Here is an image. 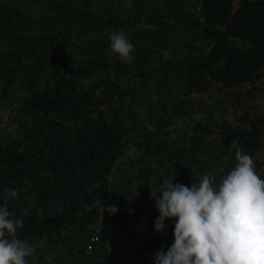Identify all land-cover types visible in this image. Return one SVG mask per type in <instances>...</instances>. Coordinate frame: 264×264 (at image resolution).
I'll list each match as a JSON object with an SVG mask.
<instances>
[{
	"label": "trees",
	"instance_id": "16d2710c",
	"mask_svg": "<svg viewBox=\"0 0 264 264\" xmlns=\"http://www.w3.org/2000/svg\"><path fill=\"white\" fill-rule=\"evenodd\" d=\"M171 1L130 0L127 7L123 0H0V97L19 91L14 101L24 122L0 136V206L8 189L18 192L7 207L23 218L16 235L35 249L27 264H97L87 256L76 263L67 254L102 205L123 199L132 186L137 199L159 189L183 165V155L226 153L228 169L237 163L231 141L250 156L263 148L264 117L243 113L233 124L206 116L181 128L170 124L185 105L181 101L211 83L228 90L264 77V0H238L236 6L234 0H198L197 15L184 6L173 12L175 19ZM117 31L133 38L127 37L135 49L131 63L109 55V38ZM109 65L115 68L112 79L88 83ZM153 78L168 95L154 103L165 116H148L164 130L130 141L139 115L122 109L129 83ZM121 157L126 166L112 183ZM164 223L174 231L175 218ZM173 243L156 240L137 251L167 252ZM110 264L128 263L110 256Z\"/></svg>",
	"mask_w": 264,
	"mask_h": 264
},
{
	"label": "rangeland",
	"instance_id": "374dc122",
	"mask_svg": "<svg viewBox=\"0 0 264 264\" xmlns=\"http://www.w3.org/2000/svg\"><path fill=\"white\" fill-rule=\"evenodd\" d=\"M187 1H171L172 10L170 14L173 15L172 19H175L174 16H176L173 12L176 14L184 6L188 10L192 9L194 15H197L198 0H194L192 5H187ZM123 2L127 7H131L130 0H123ZM237 2L238 0H234L233 6H236ZM142 28L145 29L144 26ZM127 37L132 42L131 39L133 38L131 35L127 34ZM200 43L203 48H207L208 43L205 40H201ZM114 69V67L110 66L108 72L103 71L100 76L91 77L88 79V83H96L99 77L112 79ZM139 69L140 66L136 68V70ZM129 88L131 89L130 97L126 99L122 109L136 110L139 115L138 128L130 134L129 140L137 142L144 136H159L163 132L164 127H160L157 130L159 125L156 126V121L148 115L165 116L159 114L162 110L156 108L154 103L160 99L159 96L168 95L166 94L167 91L165 92L163 86L156 78L149 81L131 80ZM18 92L15 90L9 95L0 97V136L13 134L17 128L24 124L17 116L18 108L14 101ZM181 102H185V105H183V108L179 107L176 112L174 111L173 117L175 119L170 124L173 128L176 126L181 128L186 126L190 119L201 118L203 116L207 117L208 122L222 120L232 124L235 121V117L243 113L249 114L252 117L262 118L264 117V77H261L252 85L244 83L228 90H224L217 84L211 83L206 92L190 95ZM166 112H170V107L167 108ZM148 120H151L152 123H149ZM161 122L163 123L162 119ZM168 135L173 136L172 132H169ZM128 150L135 158L139 156L132 144L129 145ZM251 157L257 174L264 176V146ZM230 158L231 156L226 153L208 157L183 155L182 159L185 162H183L181 167L180 165L177 166L178 169L173 172L170 178L174 177V184L191 187V184L199 183L203 174L210 173L215 177L214 184H218L220 177L233 169H225L230 162ZM125 166L126 162H124V158H119L109 177L112 183L121 178ZM221 168L224 170L223 173L219 172ZM153 171L155 170H148L151 182ZM158 192L159 189L152 188L142 199H137L135 189L132 186L123 199L118 200L115 198L109 204H116L117 212L115 214L109 216L105 212L102 216L101 207L95 221L83 231L76 233V245L67 254V257L72 258L76 263L81 262L82 258L87 256L96 260L97 264H110V256H112L128 264H154V253L157 251L139 253L137 251L138 248L147 242L156 240L170 241L174 239L173 230L165 228L163 233L155 232L154 221L156 219L148 213L149 210H156L154 199ZM109 205L104 207L107 208ZM70 232L73 231L71 230Z\"/></svg>",
	"mask_w": 264,
	"mask_h": 264
},
{
	"label": "clouds",
	"instance_id": "9594fccd",
	"mask_svg": "<svg viewBox=\"0 0 264 264\" xmlns=\"http://www.w3.org/2000/svg\"><path fill=\"white\" fill-rule=\"evenodd\" d=\"M109 39V55L115 53L131 63L135 49L126 35L119 31ZM164 57L168 58L167 52ZM228 147L235 150L237 163L218 184L210 173L191 187L174 184V177L160 183L154 199L159 214L154 230L163 233L164 221L175 218L174 243L167 252L161 248L154 253V264H264V179L242 146L233 140ZM17 196L15 189H8L0 206V264H27L26 258L35 251L16 235L23 218L8 210L7 201ZM92 208L85 206L88 212ZM105 212L115 214L116 204L102 205V216Z\"/></svg>",
	"mask_w": 264,
	"mask_h": 264
}]
</instances>
